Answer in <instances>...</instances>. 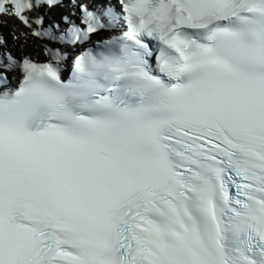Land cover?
Here are the masks:
<instances>
[{"label": "snow or ice", "instance_id": "snow-or-ice-1", "mask_svg": "<svg viewBox=\"0 0 264 264\" xmlns=\"http://www.w3.org/2000/svg\"><path fill=\"white\" fill-rule=\"evenodd\" d=\"M0 264H264V0H0Z\"/></svg>", "mask_w": 264, "mask_h": 264}]
</instances>
